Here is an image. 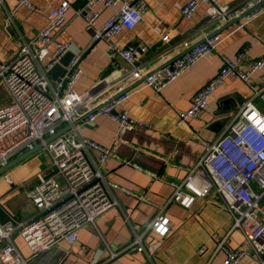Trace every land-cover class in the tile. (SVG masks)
I'll return each mask as SVG.
<instances>
[{
  "label": "built area",
  "instance_id": "built-area-1",
  "mask_svg": "<svg viewBox=\"0 0 264 264\" xmlns=\"http://www.w3.org/2000/svg\"><path fill=\"white\" fill-rule=\"evenodd\" d=\"M13 1L15 8L36 9L29 0ZM60 1L45 16V28L30 40H24L13 59L0 69V83L9 94L8 102L0 105V167L32 149L36 142H42L66 125L71 126L57 139L44 144L48 172L37 173L36 182L26 192L35 214L24 222H0V264H28L54 243L64 241L72 245L79 230L95 226L96 219L116 204L110 196L106 175L100 170L115 153L112 148L81 136L79 130L104 115L117 125L118 134L146 125L131 117L124 108L118 110L130 96L122 92L124 86L144 79V86L158 94L200 58L210 54L222 40L212 30L204 34L198 44L183 40L153 61L138 64L140 56L147 54V46L120 48L112 43V38L142 20L145 0H87L76 12L83 19L84 29L91 32L94 41H104L106 50L122 59L129 69L117 78L119 81L110 79L111 75L98 81L84 98L74 89L82 74L78 62L83 54L72 52L73 42L61 43L55 37L64 27L65 14L71 8L68 0ZM202 2L209 3L206 12L212 16L213 29L233 18L246 15L245 18L250 19L264 11V0H245L233 7L217 6L215 0H188L180 9V15L192 19ZM101 5L116 9L96 28ZM162 41L168 43L169 37L164 36ZM67 52L73 54L68 65L71 73L57 81L49 80L47 72ZM246 57L244 49L234 56L221 55L218 72L194 93L187 111H178V122L194 119L205 111L213 94L230 76L248 86L250 77L263 69L264 58L246 62ZM171 60L170 65L160 68ZM260 85L261 89L253 90L252 96L258 97L264 105V72ZM91 150L97 152L95 161ZM197 159L178 185L172 186L165 205L176 203L189 208L197 199L216 197L232 218L231 230L236 229L242 235V242L234 249L228 247L226 238L217 244L216 248L225 254L222 264H237L243 258L252 257L256 264H264V115L251 99L240 106L219 136L204 142ZM164 206L144 230H152L161 238L169 234V218L163 212ZM14 235L22 237L30 254L28 258L17 249ZM141 238V234L134 236L137 251L143 250Z\"/></svg>",
  "mask_w": 264,
  "mask_h": 264
},
{
  "label": "crops",
  "instance_id": "crops-1",
  "mask_svg": "<svg viewBox=\"0 0 264 264\" xmlns=\"http://www.w3.org/2000/svg\"><path fill=\"white\" fill-rule=\"evenodd\" d=\"M29 1L35 10L23 6L15 8L13 0H3L0 5V69L13 59L24 40H30L45 28V16L61 2ZM68 1L71 8L65 14L64 27L55 37L61 43L73 42L74 53L83 54L91 47L79 64L82 74L74 86L86 98L88 89L104 74L119 81L117 78L129 68L122 59L106 50L104 41H94L91 32L84 29L83 19L76 12L87 0ZM187 1L145 0L142 20L132 29H122L112 38V43L120 48L147 46V54L140 56L139 64L153 61L183 40L197 43L203 40L204 34L219 29H213L210 20L193 30L208 16L209 3H200L192 19L187 20L180 15V9ZM215 1L222 7L234 0ZM244 2L240 0L236 5ZM115 9L99 6L96 28H100ZM240 24L218 32L222 40L215 49L158 94L145 87L144 81L127 91L130 96L118 110L124 108L131 117L147 126L118 134L117 125L104 115L97 116L79 130L81 136L114 151L115 155L108 158L100 170L106 175L110 196L116 204L96 219L95 226L79 230L72 245L58 241L39 252L28 264H222L225 254L216 248L217 244L226 238L228 247L234 249L242 242L241 233L231 230L232 218L216 197L197 199L189 208L176 203L165 205L172 186L178 185L186 170L196 164L204 142L219 136L245 101L251 99L264 114V105L258 97L252 96L253 90L261 89L263 65L261 71L250 77L248 86L232 76L227 78L213 94L205 111L194 119L178 122V111H187L194 93L218 72L221 55L234 56L244 49L247 51L246 62L264 58V11L253 18L242 19ZM166 35L168 43L162 41ZM233 92L243 98L240 106L232 99H225ZM221 98L223 100L219 101ZM8 100L9 94L0 83V105ZM226 100L228 103L224 104ZM91 155L95 161L97 152L91 150ZM47 162V154L41 149L0 176V222L17 223L32 218L35 209L26 192L36 182L37 173L48 172ZM163 206V212L169 218V234L161 238L152 230H144ZM135 234L142 235V251H137L133 245ZM13 241L20 253L28 258L30 254L22 237L14 235ZM237 264H256V260L254 257L243 258Z\"/></svg>",
  "mask_w": 264,
  "mask_h": 264
},
{
  "label": "water",
  "instance_id": "water-1",
  "mask_svg": "<svg viewBox=\"0 0 264 264\" xmlns=\"http://www.w3.org/2000/svg\"><path fill=\"white\" fill-rule=\"evenodd\" d=\"M239 1L240 0H234V1L230 2L229 4H227L226 7H233ZM245 16L246 15H242V16H240L238 18H233L231 20H228V22L224 26L220 27L218 30H216V31H214L212 33H218V32L223 31L224 29L228 28V26L235 25V24H240V21L242 19H244ZM211 19H212L211 15L206 16L202 21H200L197 25H195L193 27V30H196V29L200 28L201 26H203L205 23L210 22ZM202 41L203 40L198 41L195 44H198L199 42H202ZM90 50H91V47L89 49H87L83 53L82 58L78 62V65L85 58V56L87 55V53ZM72 57H73V54L70 53V52H67V54H65V56L63 58H61L59 63L53 65L49 69V71L47 72V76H48L49 80L57 81L58 79L69 75L71 73V71H72V68H68V65H69V61H70V59ZM172 62H173V60L169 61L168 63H166L164 65H162L160 68L170 65ZM106 76H107V74H104L103 77L101 78V80H103V78H105ZM143 81H144V79H140L139 81H137V82L133 83L132 85L126 87L124 90H122V92L129 91L131 88H133L134 86L140 84ZM225 99H229V100L232 99V100L235 101V104H237L239 106L241 105V103L243 101V98L236 92L231 93L230 96H227ZM222 100L223 99L221 98L219 101H222ZM223 103L227 104L228 102L226 100V102H223ZM74 123H76V122H74ZM70 127H71L70 125L69 126L66 125L64 128H62L61 130L57 131L55 134L51 135L48 138H45L42 142L41 141L36 142L32 149L26 150V151L18 154L15 158H13L10 161H8L4 166L0 167V176L3 175L4 173H6L7 171H9L10 169L14 168L19 162H21L24 159L34 155L35 152L43 149L44 148V144H48V143L51 142V140L57 139L61 134H63L64 132L68 131Z\"/></svg>",
  "mask_w": 264,
  "mask_h": 264
},
{
  "label": "rangeland",
  "instance_id": "rangeland-1",
  "mask_svg": "<svg viewBox=\"0 0 264 264\" xmlns=\"http://www.w3.org/2000/svg\"><path fill=\"white\" fill-rule=\"evenodd\" d=\"M264 115V114H263Z\"/></svg>",
  "mask_w": 264,
  "mask_h": 264
}]
</instances>
